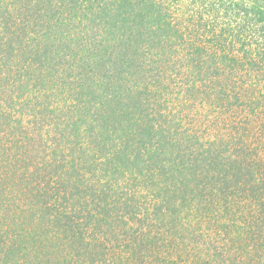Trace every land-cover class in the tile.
Segmentation results:
<instances>
[{
	"label": "trees",
	"instance_id": "trees-1",
	"mask_svg": "<svg viewBox=\"0 0 264 264\" xmlns=\"http://www.w3.org/2000/svg\"><path fill=\"white\" fill-rule=\"evenodd\" d=\"M1 123L63 264H264V0H0Z\"/></svg>",
	"mask_w": 264,
	"mask_h": 264
},
{
	"label": "rangeland",
	"instance_id": "rangeland-1",
	"mask_svg": "<svg viewBox=\"0 0 264 264\" xmlns=\"http://www.w3.org/2000/svg\"><path fill=\"white\" fill-rule=\"evenodd\" d=\"M26 131L17 133L5 123L0 124V264H63L57 228L49 227L41 212L36 214L40 189L30 183L38 175L33 176L34 171L42 168L37 152L40 146L34 149L23 136ZM17 153L20 155L16 159ZM175 244L170 251L154 248L144 259L142 253L138 254L136 264H204L208 260L206 252ZM214 259L211 252L209 262L213 264ZM232 259L240 264L235 256Z\"/></svg>",
	"mask_w": 264,
	"mask_h": 264
}]
</instances>
